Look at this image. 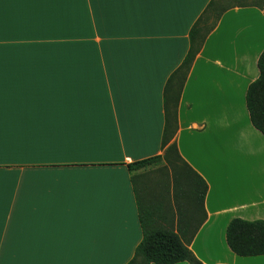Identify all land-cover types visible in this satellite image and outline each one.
Listing matches in <instances>:
<instances>
[{
  "label": "crops",
  "instance_id": "crops-1",
  "mask_svg": "<svg viewBox=\"0 0 264 264\" xmlns=\"http://www.w3.org/2000/svg\"><path fill=\"white\" fill-rule=\"evenodd\" d=\"M212 1L3 0L0 61L27 100L0 127V264H128L140 202L153 226L177 225L165 163L128 165L165 154L166 85ZM263 51L264 3H230L180 98L170 144L208 185L190 246L203 264H264L226 241L231 220H264V136L246 105Z\"/></svg>",
  "mask_w": 264,
  "mask_h": 264
},
{
  "label": "trees",
  "instance_id": "trees-1",
  "mask_svg": "<svg viewBox=\"0 0 264 264\" xmlns=\"http://www.w3.org/2000/svg\"><path fill=\"white\" fill-rule=\"evenodd\" d=\"M231 1L213 0L210 3L208 11L198 20L190 33L188 54L167 82L165 90L166 125L162 139V149L165 150V154L128 165L130 173L164 163L165 169H171V176L170 172H167V176L160 182L159 193L162 198L161 202H168L172 212L174 207L176 208L178 219L176 226H153L149 222L148 209L144 208L139 201L143 240L137 246L135 255L128 264H178L182 262L203 264L192 252L190 246L207 218L204 202L208 185L182 159L176 143H170L178 130L179 102L192 65L226 6L235 3ZM236 3L250 2L238 1ZM261 8L263 9V6ZM258 69V79L248 87L246 105L253 127L264 136V51L258 60ZM157 192L156 189V196ZM197 209L201 213L199 218L196 216ZM159 210L156 204V218L167 221V217L163 214L159 216ZM226 241L229 249L240 257L264 256V220L247 221L240 218L231 220L226 232Z\"/></svg>",
  "mask_w": 264,
  "mask_h": 264
},
{
  "label": "rangeland",
  "instance_id": "rangeland-1",
  "mask_svg": "<svg viewBox=\"0 0 264 264\" xmlns=\"http://www.w3.org/2000/svg\"><path fill=\"white\" fill-rule=\"evenodd\" d=\"M232 1H234L235 3L238 1L240 2L246 1L250 3L253 2L264 3V0H232ZM18 67L19 66L11 62L0 61V127H3L2 129H4V127L12 126V125L14 127L15 125L16 120L15 118H13L16 115L15 110L13 108L9 109V106L14 104H24L26 103L25 99L27 100V98H18V97L16 98L15 96H13L14 95L13 89L16 87L15 77L18 75H23V73L19 71ZM20 124L23 123L20 122ZM5 130L7 131V129H4V131ZM0 140H2V137H0ZM165 170H166V174L167 172H170L169 169L168 170L165 169ZM161 174L162 172L160 171V175ZM163 178L164 176L162 177L161 181L163 180ZM196 211H197L196 212L197 218L201 217V213L199 209H197Z\"/></svg>",
  "mask_w": 264,
  "mask_h": 264
},
{
  "label": "snow or ice",
  "instance_id": "snow-or-ice-1",
  "mask_svg": "<svg viewBox=\"0 0 264 264\" xmlns=\"http://www.w3.org/2000/svg\"><path fill=\"white\" fill-rule=\"evenodd\" d=\"M3 3V0H0V4ZM0 232H2V226H0Z\"/></svg>",
  "mask_w": 264,
  "mask_h": 264
}]
</instances>
